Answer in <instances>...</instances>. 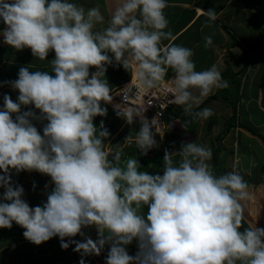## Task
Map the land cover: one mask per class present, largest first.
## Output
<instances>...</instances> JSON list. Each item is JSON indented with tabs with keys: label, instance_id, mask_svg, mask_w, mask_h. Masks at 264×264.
Wrapping results in <instances>:
<instances>
[{
	"label": "clouds",
	"instance_id": "1",
	"mask_svg": "<svg viewBox=\"0 0 264 264\" xmlns=\"http://www.w3.org/2000/svg\"><path fill=\"white\" fill-rule=\"evenodd\" d=\"M167 7L168 0H119L107 26L98 29L105 18L97 7L86 10L69 0H0L6 44L30 48L39 60L55 51V77L21 67L18 79L11 82L19 90V103L4 96L0 169L5 175L0 176V186L5 188L3 199L11 203H0V228L15 222L36 245L58 235L67 249L65 237L84 235L83 227L95 225L100 238L73 241L75 251L100 255L110 243L106 264H264V228L244 216L242 202L251 195L239 170L215 175L209 163L211 148L189 142L178 154L165 152L164 174L153 176L138 171L136 159L122 161L121 148L103 143L107 130L97 134L94 127L93 117L106 115L101 101L112 100L102 79L105 65L112 63L108 53L135 76L124 89L125 104L115 107L129 124L139 117L140 131L128 143L134 140L142 154L156 146L152 127L163 133L156 118L149 122L145 117V104L129 106L133 83L135 97L148 96L164 84L171 69L175 75L167 83L173 97L169 102L184 106L188 123L213 115L210 108L194 107L214 89L227 88L228 82L216 65L197 71L192 49L163 43L174 39L165 31ZM201 11L209 22L218 19L214 9ZM204 41L206 48L213 44L211 35ZM92 66L97 71L89 78ZM21 104H34L41 117L32 111L19 114ZM13 113H18L15 120ZM30 118L49 121L43 136ZM10 168L51 177L55 188L43 207L31 208L21 198L24 189L10 185ZM143 205L149 206L146 220L140 214ZM245 220L248 227L240 231ZM133 239L139 251L130 256L121 245Z\"/></svg>",
	"mask_w": 264,
	"mask_h": 264
},
{
	"label": "crops",
	"instance_id": "2",
	"mask_svg": "<svg viewBox=\"0 0 264 264\" xmlns=\"http://www.w3.org/2000/svg\"><path fill=\"white\" fill-rule=\"evenodd\" d=\"M6 2L11 3V0H6ZM49 2H51V0H49ZM69 2L81 5L86 10L94 7L99 8L100 12L105 18L104 24L97 25V28L99 29L107 26V22L111 19V16L115 11L119 0H69ZM256 6H259V8L261 7V14L264 15V0H168V7L164 9V14L168 20V27L165 29V31H170L174 39L171 41L165 40L163 43L165 45L174 43L192 49L194 52L192 59L196 65V70L202 71L211 68L213 65L217 66L220 63H223L225 66L226 60L224 59V57L232 55L231 51L234 46L230 44L229 37L225 35L226 33H233V35L236 36V43L242 51L243 56L245 57V53H248V55L254 59L249 60L251 62L250 65L255 64L257 66V68H254L253 72L245 70V72L243 73H246L247 75L250 72L249 78L247 79L246 77L247 80L245 79L246 86H249L250 83H253L251 79H257L260 74L254 73L256 72L255 70L258 69L259 66L262 70L263 67L260 64L263 58L261 59L259 58V56L264 53H262V51L259 49L264 47V36H261V38L258 39V44H255V46L253 47L250 42L251 35L248 32L252 29V27L246 24V20L250 24L252 23L250 21L255 19V17H257L255 21L261 20L260 22L263 23L264 20H262L261 14L257 12L258 9L256 8ZM209 9H214L218 13V19L214 22H209L208 17L201 11L203 10L206 12ZM237 14L240 15V17H238ZM254 24L256 25L257 23ZM6 27L7 25L3 21V18H0V110H4L5 95H8L13 102L19 103V90L12 88L11 82L18 79V74L21 67L28 68L30 72H47L49 75L55 77V72L52 69V61L55 59V51L50 50L45 60H39L38 57L33 56L32 50L30 48L25 47L22 50H17L4 42L2 33L6 29ZM227 28L228 31L225 32ZM217 29L218 31H216ZM236 32H238V34H236ZM217 33L222 34V36L225 34L222 41H219V39L216 38ZM207 35L212 36L213 44L212 46L206 48L202 44L205 42L204 37ZM250 46H252L253 48H250ZM199 50L203 52L204 56L203 54H199ZM108 55L110 56L112 63L105 65L106 72L102 79L105 80L109 85L111 93L115 87L126 82L130 77L134 76V74L132 75V73L129 70H126L120 62L116 61L112 53H108ZM245 60H247L246 57ZM96 71L97 69L95 66L90 67L89 78H91V74ZM171 72L172 70L169 69L167 74ZM239 72L240 70L237 72V74H239ZM212 95L213 92L208 97ZM204 99L205 98H202L201 103L197 107H202V109L203 107L205 108V106L207 108L214 107L213 102L216 100V98L209 99L201 106ZM222 101L219 100V105L220 108L224 109L225 111L229 108V99L225 97ZM245 102H249V100H246ZM116 105V99L113 98L110 102L101 101V107L106 109V115H97L93 117V124L97 129V134L101 130H107L109 135L103 139V143L107 147L121 148V159L124 158V160H126L133 157V148H138L134 140L132 143H128L129 137L134 138L138 134V129H135L133 127L136 125V123L133 122V126H131L124 117L117 115V109L115 107ZM181 108L184 109V106H181ZM28 111L34 112L36 117H41V111L39 109H36L34 104H21L19 114ZM16 115H18V113L12 114L13 120H15ZM211 118L212 116L208 117V119H206L204 123L203 119L197 120V133L185 129L184 123H182L179 118L172 119L170 121V129L168 130V132H166L163 140H160L158 142V144L156 145V150L159 149V143L161 141L170 138H175V140L180 141L183 144L195 142L194 140H196V135L199 139L204 137L202 127H204L203 129L206 128L207 131L211 132L212 134V132L214 131V125L216 123L218 124V122L216 119H214L215 123L208 129V122ZM30 122L34 127H36L39 134L43 136V129L49 123V121L43 118H30ZM101 124H103V129H101ZM228 132L229 130H227V133ZM200 134L202 135V137ZM222 136L224 137L225 135ZM232 137L233 136L230 135L229 142H231ZM212 139L213 138L211 137L210 141ZM217 141L218 140H215L214 142L216 143ZM227 147L229 148L228 150H223L224 153H226L228 156L230 147ZM154 148L155 147H153V149ZM148 151L154 152L155 150H152L151 148ZM140 154H138L137 156H140ZM219 156H222L224 159L227 158V156H225L224 154ZM109 158L111 159V155ZM143 158L145 157L143 156ZM120 166L123 165L121 164ZM139 169L138 171L140 172L141 170H143V164ZM234 169L235 167L233 168V170ZM14 170L15 169L12 168L9 169L10 185L13 188H15L16 186H20L24 189L21 198L26 203H28L31 208H35L37 206L43 207V205L47 202L48 195L55 188V184L52 181L51 177L49 175L43 176V173L36 170H23L19 172H16ZM163 174L164 172L161 173L160 176H163ZM3 175H5L4 170L0 169V176ZM27 191H34V195L41 194L42 202L40 204H36L35 202H33ZM2 192H5V188L3 186H0V193ZM0 198L3 199V196ZM3 201L5 203H11V201H6L4 199ZM257 212L258 211L255 210V213L259 218ZM247 214V216H250L251 219H253V221L256 223L255 226H258L260 220L255 218L256 215H253V213ZM24 231L25 229L17 225L15 222H13L11 228H0V264H79L81 260H84L86 258L90 259L89 257L91 256L94 258V261H92V263L96 262L97 264H104L103 253H101L100 255H86L83 254L82 250L80 252L75 251L76 243H74L73 241L80 242L81 240L79 237L86 238L88 236L86 227L82 228L81 230L84 235L77 234L74 237L64 238V243H68L69 245L67 249L61 247V239L57 235L50 238L46 242H42L40 244L42 245L40 249H43V252L37 253H31L29 251L30 246L34 243L30 242L24 237ZM89 234H92L91 236L94 242L100 238L97 226L95 225H90ZM46 257L50 258L47 262H45Z\"/></svg>",
	"mask_w": 264,
	"mask_h": 264
},
{
	"label": "rangeland",
	"instance_id": "3",
	"mask_svg": "<svg viewBox=\"0 0 264 264\" xmlns=\"http://www.w3.org/2000/svg\"><path fill=\"white\" fill-rule=\"evenodd\" d=\"M256 8L258 9L257 12L259 14H261V10H262L261 7L259 8V6H256ZM237 16L240 17V15H238V14H237ZM261 18H262V20H264V15L261 14ZM256 19H257V17H255V19L250 21V22H252L250 24L246 20V24L248 26L252 27V29L249 30L248 32L251 35V41L250 42H251L253 47L255 46V44L256 45L258 44V39L261 38V36H264V33H263L264 21H263V23H261L260 22L261 20L255 21ZM254 23H257V24L255 25ZM216 31H218V29ZM227 31H228V28H227V30H225V32H227ZM238 32H236V34H238ZM223 36L220 33L216 34V38H218L219 41H222ZM225 36L229 37L230 44H232L234 46H233L232 51H231L232 55L224 57V59L226 60L225 66L223 63H220L217 65V68H219V70L221 71L223 80L228 82L227 88H221V89H214L213 90V94H214L213 98H216V100H215L216 102L214 101L213 102L214 107L210 108L213 111V115H211V116H212V118L217 120L218 124L216 123L214 125V131L212 132V134H211V132L207 131L206 128L203 129L204 127H202L204 137H202V135H201L202 133L200 134L202 137L201 139L197 138L198 136L196 135L195 142L198 144L207 145L211 148V150H214L213 144L215 143L214 141L216 140L217 135L221 136L223 138V139L221 138V141L218 140L219 142L216 143L218 145L219 149L215 151V153L217 155V160L214 162V163H216V166H212L213 171H214L215 175L220 176V175L225 174V172L227 173V172L232 171L233 168L235 167L236 170H239L241 172V174L244 175L245 180L248 182V184L250 186L249 192L251 195V199L242 202L245 204L244 216L246 218L248 215L247 213H249V214L253 213V215H255L256 214L255 210L260 212L259 218L257 215L255 216V218L260 220L258 223V226H256V227L264 228V184L258 180L259 176H261V177L263 176L262 174L259 173V172H261L259 170V165L262 162V160L264 159V142H262L261 138H259L257 135H252L248 132H245L243 129H241L239 127L236 128L237 130L231 128V130L228 133L226 131L223 134V131L221 132L222 127L224 126V123L227 119L226 117H228V115H231V112L230 111L228 112V110L224 111V109L220 108V105H219V100L220 101L224 100V98L226 96L228 98H233V97L239 96L238 102H236V110L241 112V117H240L241 120L243 118L245 120V123H247V125L250 126V128H254L255 130H258L262 135H264V104L259 103V102H261V98H260V96H261L260 90L261 89L258 90L259 88L257 87V84H258L257 79H251L253 83H250L249 86H246L245 79H246L247 75L245 76V78L242 77V74L244 71H241V72H239V74H237V72L241 69V67H243V65H245V63H247V61L245 60L246 54L244 57L242 54V51L240 50L239 46L236 43V36L233 35V33H226ZM204 44H205V42L202 45H204ZM252 46H250V48H253ZM259 50H261L262 53H264V47L260 48ZM199 54L202 55L203 52L201 50H199ZM247 55H248V53H247ZM203 56H204V54H203ZM259 58H261V59L263 58L261 60L260 64H261V66H264V54H261V56H259ZM247 60H248V63L250 64L251 62L249 60H254V59L248 55ZM256 71L257 72H254V73H256V74L260 73V71H261L260 66L258 69H256ZM249 73H248V76H249ZM238 79L240 82V94H239V90H238V96H236V95L233 96L235 93V90H236L235 84H236ZM204 98H206V97H204ZM246 100H249V102H245ZM239 105H240V107H239ZM195 107H197V106H195ZM205 108H207V107L205 106ZM201 109H202V107L200 108V110ZM205 120L206 119H203V123L205 122ZM132 123L130 124L131 126H133ZM138 125L139 126L135 125L133 127L135 129L137 128L138 132H139L140 128H141V124H138ZM198 125H201V124H198ZM235 130H236V132H235ZM195 133H197V130ZM222 135H225V136L223 137ZM230 135L233 136L232 137L233 139L231 138V142H229L230 141V139H229ZM211 137L213 139L210 141ZM235 143H236V145H235ZM159 144H160L159 149L157 151H154V152L160 154V156H165V152H168L169 154H173V153L178 154L181 152L183 146L185 145L182 142L175 140V138L166 139L164 141H161ZM227 146L230 147L231 151H232V149L235 148L234 153L229 150L228 156L226 153H224V150H223V149L228 150L229 148ZM133 151H134V153L132 154L133 157L129 158V159H136L139 162L140 166L142 164L145 165L144 169L141 170V172H145L147 174L152 175V173L149 171V169H150V163L148 161L149 151H147V154H142L141 150H139L136 147L133 148ZM140 153L145 158H143V156ZM212 153H213L212 159L209 161V163L211 165H213V156L215 155L214 152H212ZM138 154H140V156H137ZM222 154L227 156V158L224 159L222 156H219ZM173 159L178 161L180 159V157H179V155H176L173 157ZM121 160L123 161L124 158H122ZM161 165H163V164H161ZM159 168L161 169V167L157 166V169H159ZM214 168H216V169H214ZM14 171H16V170H14ZM42 175L47 176V174H42ZM153 176H154V174H153ZM27 193L30 195V198H32L31 200L33 202H35L36 204H40L42 202L41 194L34 195V191H27ZM0 195L3 196L4 192L0 193ZM2 196H0V197H2ZM0 202L5 203L3 201V199H1V198H0ZM148 212H149V206L143 205L140 209V214L145 218V220L147 218ZM250 220L252 222H254L253 219H250ZM247 227H248V221L245 220V222L242 223V226H241L242 231H244ZM83 228H85V227H83ZM86 228H87V234H88V236L86 238L92 239V236H91L92 234H89L90 233V226H86ZM104 234L106 236L107 232H105ZM79 238L81 240L80 242H86V238H84V237H79ZM79 238H77V239H79ZM41 246L42 245L32 244L30 246L29 251L31 253L43 252L42 251L43 249H40ZM121 246L125 247V250L128 252V254L130 256H135L139 251L138 240H136V239H133V241L128 245H121ZM110 247H111V244L107 243V244H105L104 248L101 251V253H103V263L104 264H106V258L108 256ZM91 257H89L90 259H88V258L84 259L83 260L84 264H97L96 262L92 263V261H94V258L92 257L93 258L92 259ZM49 259H50L49 257H46L45 262L49 261ZM43 264H46V263H43Z\"/></svg>",
	"mask_w": 264,
	"mask_h": 264
},
{
	"label": "trees",
	"instance_id": "4",
	"mask_svg": "<svg viewBox=\"0 0 264 264\" xmlns=\"http://www.w3.org/2000/svg\"><path fill=\"white\" fill-rule=\"evenodd\" d=\"M245 54H246V58H248L247 53H245ZM246 61H247V63H245V65H243V67H241L240 72L241 71L245 72V70H249L250 72H253L254 68L255 67L257 68V66L255 64L250 65L248 63V60H246ZM248 78H249V76L247 74V79ZM257 81H258L257 82L258 83L257 86H258L259 89H261L260 90L261 91V96H260L261 102H259V103L260 104L261 103L264 104V66L262 67V70L260 71V74H259V76L257 78ZM235 89L236 90H235V93H234L233 96H235V95L238 96V90H239V94H240V82H239V79L237 80V82L235 84ZM213 95L208 97V98H205L203 103L201 104V106L204 103H206L209 99L213 98ZM226 98L229 99V104H228L229 108L226 109V110L230 111L231 115H228V117H226L227 119H226V121L224 123V126L222 127L221 132L223 131V134H224L227 130H229L231 128H238L239 127V128H242L243 130H245L246 132L252 134V135H257L259 138H261V141L264 142V135H262L258 130H255L254 128H250V126H248L247 123H245V120L243 118L241 120V118H240L241 117V112L236 110V102H238L239 96L238 97H233L234 99L233 98H228L227 96H226ZM194 110L195 111H199L200 108L197 107V108H194ZM165 116H166L165 120H167V121H170V120H172L174 118H179L181 120V122L184 123L185 129H188V130H190V131H192L194 133L197 130V127H196L197 121H194L192 123H188V121L190 120V117H188V116H186L184 114V109H182L180 105L168 108L165 111ZM208 123H209V126H208V129H209L215 123L214 118H211ZM221 138H222L221 136L217 135L216 140H220ZM218 149H219L218 146L217 147L215 146V148H214V150H212V152L215 153V151L218 150ZM155 151H157V150H155ZM148 156H149L148 157L149 158L148 161L150 163L149 171L152 173V175L154 174V176L155 175H161V173L164 172V156H160V154L155 153V152H149ZM216 160H217V155L215 153V155L213 156V165L212 166H216V163H214ZM161 164H163V165H161ZM144 166L145 165H143V169H144ZM157 166L161 167V169L160 168L157 169ZM214 169H216V168H214ZM259 170L261 171L259 173L262 174L263 176L262 177L259 176L258 180L261 181L264 184V159L262 160V162L259 165ZM240 231H242V229H240Z\"/></svg>",
	"mask_w": 264,
	"mask_h": 264
},
{
	"label": "built area",
	"instance_id": "5",
	"mask_svg": "<svg viewBox=\"0 0 264 264\" xmlns=\"http://www.w3.org/2000/svg\"><path fill=\"white\" fill-rule=\"evenodd\" d=\"M174 73H170L167 77H165V82L159 88L153 89L152 92L148 96H139L135 97V84L132 85V91L129 93V106H139L140 104H145L146 112L144 113L145 117L151 122L153 118H156L158 124L161 128V132L168 128V123L165 122L164 115L165 111L168 107L172 106V103L169 101L173 99L172 94L167 90V83L171 81L174 77ZM135 81V76L130 78L128 81L122 83L121 85L114 88L111 92V96L113 99H116L117 105H124V89L131 85V82ZM135 122H139V117H134ZM152 132L155 137L162 138L163 135L156 132L155 127H152Z\"/></svg>",
	"mask_w": 264,
	"mask_h": 264
},
{
	"label": "bare ground",
	"instance_id": "6",
	"mask_svg": "<svg viewBox=\"0 0 264 264\" xmlns=\"http://www.w3.org/2000/svg\"><path fill=\"white\" fill-rule=\"evenodd\" d=\"M171 73H172V72H171ZM169 74H170V73H169ZM169 74H167L166 77H167ZM245 76H246V73L242 75V77H244V78H245ZM132 77H133V76H132ZM132 77H130V78H132ZM130 78H129V79H130ZM129 79H128V80H129ZM128 80H127V81H128ZM113 90H114V89H113ZM110 94H111V93H110ZM175 106H178V105H176V104H172L171 107H175ZM168 108H170V107H168ZM168 108H167V109H168ZM167 109H166V110H167ZM165 117H166V116L164 115V119H165ZM170 121H171V120H170ZM170 121L165 120V122L168 123L169 125H168V128L164 131L162 138H158V137H155V136H154V139H155V141H156V145L158 144V142H159L160 140H163V138H164L166 132H168V130L170 129ZM133 122L136 123V125L140 124V121H139V122H135L134 119H133ZM233 129H236V128H233ZM230 130H231V129H229V131H230ZM236 130H237V129H236ZM236 130H235V132H236ZM156 149H157L156 146H155L154 149L152 148V150H156Z\"/></svg>",
	"mask_w": 264,
	"mask_h": 264
}]
</instances>
